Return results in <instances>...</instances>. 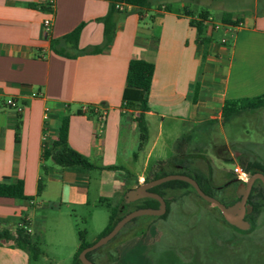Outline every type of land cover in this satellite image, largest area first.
I'll return each mask as SVG.
<instances>
[{
	"label": "crops",
	"instance_id": "obj_1",
	"mask_svg": "<svg viewBox=\"0 0 264 264\" xmlns=\"http://www.w3.org/2000/svg\"><path fill=\"white\" fill-rule=\"evenodd\" d=\"M49 1L50 11L27 6ZM151 7L150 25L141 28L146 13L140 18L129 8L115 16L113 41L102 52L68 58L49 48V38L62 37L84 23L78 48L100 45L103 26L96 20L106 14V0H0V97L15 98L24 107L20 115L0 107V183L22 181L24 194L32 198H0V219L9 226L26 221L33 232L30 211L39 206V180L40 195L51 187L55 198L47 202L68 209L90 203L91 183L96 186L97 203L117 199L127 186L143 183L153 165L172 157L175 142L183 135L193 134V144L200 147L220 131L225 100L264 94V0H255L252 15L238 17L236 25L224 29L220 41L206 24L205 48L189 24L197 16L187 14L184 5L182 12ZM46 18L52 20L48 39L43 32ZM131 59L154 64L145 112L148 140L136 157L135 112L121 106ZM87 107L101 116L78 113ZM63 117H68L67 142L73 150L99 165L123 166L133 176L127 181L121 170L59 169L51 160L42 162L43 149L55 140ZM230 156L239 166L242 158ZM41 165L46 173H41ZM0 264H28V255L4 244Z\"/></svg>",
	"mask_w": 264,
	"mask_h": 264
},
{
	"label": "rangeland",
	"instance_id": "obj_2",
	"mask_svg": "<svg viewBox=\"0 0 264 264\" xmlns=\"http://www.w3.org/2000/svg\"><path fill=\"white\" fill-rule=\"evenodd\" d=\"M151 2L153 7L170 6L176 12H182L184 5L194 17L205 10L208 16H211L210 22L207 23L211 26L215 23L220 24L221 15L224 13H229L232 21L238 17L248 19L252 15L255 0H151ZM153 16V10L148 11L146 17L140 20V27L150 25ZM213 32L214 39L220 41L224 29L220 28ZM250 113L245 112L224 122L220 131L218 129L210 138L201 142L200 148L204 146L203 151L194 153V166L211 176L214 187L221 186L226 181L227 175L232 173L235 164L230 154H236V158L264 163V112ZM168 171L191 174L183 169H168ZM95 187L93 183L90 184L92 196L90 203L80 208L68 209L58 202L51 200L47 202V199L55 198L56 190L51 187L47 188L46 194L37 197L39 206L31 210L30 214L33 233L39 236L36 243L41 255L31 264H72L80 243L79 232H83L86 242L92 243L97 239L108 224L109 210L105 203L95 201ZM105 192H107L106 189ZM172 194L169 193V195ZM179 194L180 192L173 195ZM220 196L226 197L223 191H220L217 198L220 199ZM196 207L204 209V202L189 192L182 206L186 214L181 216L179 222H173L171 227L167 228L164 226L162 229H150L145 237L132 236L139 229L134 224L102 246L95 253V263L183 264L176 257L165 254L161 255L162 262H160L158 259L161 256H157V253L168 246L173 245L179 248L189 245L192 247V254L187 261L189 264H264V208L256 215L253 228L243 230V233L229 228L220 233L231 241L234 240L231 243L225 242L223 247L220 241H218L220 245L212 244L213 234L204 228L209 222V217L204 216L200 219L191 211H195ZM150 217L153 216L137 218L140 224H143ZM159 223L165 222L159 220ZM112 257H115L114 261Z\"/></svg>",
	"mask_w": 264,
	"mask_h": 264
},
{
	"label": "trees",
	"instance_id": "obj_3",
	"mask_svg": "<svg viewBox=\"0 0 264 264\" xmlns=\"http://www.w3.org/2000/svg\"><path fill=\"white\" fill-rule=\"evenodd\" d=\"M108 2V10L103 17L98 18L96 21L100 22L103 26V39L100 45L87 47L84 49L78 48V39L81 33V30L84 26V23L77 26L71 32L63 35L59 38H49V48L60 56L75 58L78 55L84 54H96L102 52L107 46L111 44L115 34V16L119 13H126L125 11H120L117 8V5H127L133 8L138 14H145L151 10V0H106ZM27 6L30 8H37L41 11H50L52 9L50 3L46 5H36L33 3H29ZM166 10H170V6L164 7ZM187 14H191L190 11H186ZM153 18V17H152ZM239 19L232 21L231 15L229 13H224L221 15V23L223 25L234 26L237 24ZM210 21L208 13L203 10L200 11L197 15V20L190 19L189 24L195 28L197 33V38L199 44L206 47L208 44L209 38L205 36V28L206 24ZM154 73V64L148 61L139 60V59H131L127 66L126 78H125V87L122 92L121 97V106L123 109L132 110L135 112L134 122L136 123L139 139H138V147L136 152L134 153V157L143 150L147 140H148V129L145 121V112L149 111L148 107V94L151 87V82ZM196 92V90H195ZM196 94V93H195ZM196 101V95L193 98V102ZM264 108V94L251 98H240L235 100H225L223 106L221 108V118L222 122H228L231 119L239 116L242 113L255 111L258 109ZM79 114H86L89 117H100L101 115L95 111L92 107H87L85 111H78ZM67 133H68V117H63L60 126L57 131V135L55 140L51 143L50 147H45L41 154L42 162L47 160H51L54 165L60 168H77L80 167L82 169L88 171H116L121 170L125 179L128 181L133 175L131 172L123 167V166H103L92 162L86 156L78 153L73 150L67 142ZM193 134H186L180 137L175 142V153L172 157L167 159L166 161L157 162L153 165L148 175H146L144 182L158 179L160 177L169 175V174H184L193 178L200 189L207 195L216 197L215 189L211 185V176L206 175L197 169L194 166L195 159L194 156L196 152H200V147H196L193 144ZM196 142V141H195ZM200 142V141H197ZM239 166L243 168L245 171L250 174L255 173L256 171H260L264 175V163L258 161L248 162L246 160H239ZM168 169H183L185 171H189L191 174L187 172H174L168 171ZM47 168L44 165H41V173H46ZM138 186L137 181L135 182V187ZM261 187V190H259ZM258 186H254L252 189V195L250 199H256L257 196H261L264 191V187L261 183ZM43 188L42 180L38 181L37 185V196H40ZM131 189L127 186L125 191ZM151 192L160 195L165 203H166V213L162 216L150 217L145 223L140 224L138 218L132 219L128 222L118 233L120 234L126 228L136 224L139 229H137L132 236L145 237L147 233H149L150 229H162V227L166 226L171 227L173 222L180 220L181 216L184 213L182 210V206L184 205L185 197H187L189 192H192L199 200H202L194 191L191 185L186 182L173 180L167 181L160 185L154 186L150 189ZM180 192L179 195H173L175 193ZM125 193V192H124ZM124 193L117 199H111L110 201L107 199H103L100 202L105 203V206L109 210L108 224L97 237L98 240L100 237L109 233L114 225L126 214L134 211L136 209L141 208H152L156 209L159 206V202L152 198H143L131 203L126 204L124 202L123 196ZM169 193H173L169 195ZM0 198H14V199H22V200H32L31 197H27L24 194V187L22 181H16L10 184L0 183ZM264 199V197H263ZM224 205H230L232 201L225 202L220 200ZM251 207L253 208L252 213L248 216L247 219L250 221V228H253L255 224V217L264 207V202L260 203L256 200H251ZM196 215L200 217V219L205 216L209 217V222L205 225L209 231L213 234V245H220L218 241H220L222 246L226 243H231L233 241L227 236L221 235L220 233L225 232L229 228H233L238 233H243V231L228 225L224 219L222 218L219 211L214 214H210L204 209L197 208ZM218 215V216H217ZM159 220L164 221L165 223L160 224ZM27 222L22 221L20 224H16L14 227L9 226L6 221L0 219V246L7 244L11 247H15L25 251L28 255V264H31L32 261H36L41 255V251L37 246L36 241H38L39 236L34 234L32 231L28 232ZM196 226H194L195 228ZM117 234V235H118ZM116 235V236H117ZM116 236L114 238H116ZM131 236V237H132ZM176 237V235H175ZM113 238V239H114ZM177 238V237H176ZM112 239V240H113ZM79 246L77 248L76 253L73 257L72 264H81L79 261L78 255L79 253L92 243L86 242L84 240L83 232H79ZM110 242V241H109ZM224 247V246H223ZM101 248V247H100ZM96 249L90 251L86 254L87 259L96 264L95 262V253L100 249ZM192 247L183 246L179 248H175V246H168L165 249H161L158 251L157 256H174L176 259L182 261L183 264H189L187 261L190 259V254ZM205 250L203 249V252ZM162 256L158 260L162 259ZM114 261L115 257H112ZM145 259V258H144ZM162 262V261H160Z\"/></svg>",
	"mask_w": 264,
	"mask_h": 264
},
{
	"label": "water",
	"instance_id": "obj_4",
	"mask_svg": "<svg viewBox=\"0 0 264 264\" xmlns=\"http://www.w3.org/2000/svg\"><path fill=\"white\" fill-rule=\"evenodd\" d=\"M259 179L262 184L264 185V175L260 172H257L248 179L245 184L240 185L239 193L241 198L238 202L226 206L221 203L216 198L205 194L197 184V182L189 177L188 175L184 174H169L163 177H160L155 180L147 181L144 183L139 184L135 188L128 189L123 196L124 202L126 204L131 203L133 201L143 199V198H152L159 202V207L156 209L152 208H141L131 211L130 213L124 215L112 228V230L107 233L106 235L100 237L94 243L89 245L88 247L84 248L78 255L79 261L81 264H94L89 259H87L86 254L90 251L96 250L105 244H107L110 240H112L120 231L121 229L132 219L140 217V216H162L166 212V203L164 199L150 191V189L154 186L160 185L167 181H183L188 183L192 186L195 190L197 195L205 201V209L209 213H215L217 211L223 216L224 220L236 227L239 230H246L250 227V223L244 219L245 215L250 213L252 208L249 205H246L247 195L252 187V184L255 180Z\"/></svg>",
	"mask_w": 264,
	"mask_h": 264
},
{
	"label": "flooded vegetation",
	"instance_id": "obj_5",
	"mask_svg": "<svg viewBox=\"0 0 264 264\" xmlns=\"http://www.w3.org/2000/svg\"><path fill=\"white\" fill-rule=\"evenodd\" d=\"M240 160H245V159H240ZM246 161H248V162H251L250 160H246ZM252 161H254V160H252ZM240 167V166H239ZM243 169V168H242ZM244 170V169H243ZM245 171V170H244ZM246 172V174H247V178H246V180L245 181H242V180H240L239 179V177L236 175V174H234L233 173V169H232V173L230 174V175H227V178H226V181L221 185V186H218V187H214L213 185H212V181H211V185H212V187L215 189V193H216V197H214V198H216L217 200H223V201H225V202H229V201H232V203L230 204V205H232V204H234V203H236V202H238L239 200H240V198H241V195H240V193L238 192L239 191V188H240V185H242V184H245L247 181H248V179L251 177V175H253V174H255V173H257V172H260V171H256L255 173H253V174H250L249 172H247V171H245ZM261 173V172H260ZM144 183V182H143ZM259 183H261L262 184V182L259 180V179H257V180H255L254 182H253V184H252V187H251V189H250V191H249V193H248V195H247V199H246V205H249L250 207H251V205H250V201L251 200H256L257 202H260V203H263L264 202V199H263V197H264V191H262V195L260 196H257L256 197V199H250V197H251V195H252V189H253V187L256 185V186H258L259 187ZM263 185V184H262ZM137 187V186H136ZM263 187H264V185H263ZM259 190H261V187H259ZM195 191V190H194ZM220 191L222 192H224V194H225V198L224 197H221L220 199H218L217 198V196H219L220 195ZM197 194V193H196ZM202 199V198H201ZM202 202H204V210L205 211H207L206 209H205V201L202 199L201 200ZM221 202V201H220ZM227 206H229V205H227ZM159 207V206H158ZM197 208L198 207H196V210H197ZM252 208V207H251ZM264 208V207H263ZM262 208V209H263ZM261 209V210H262ZM166 210H167V208H166ZM196 210L194 211V210H191V211H193L194 212V214L196 215ZM252 211H253V208H252V210H251V212L250 213H248V214H246L245 215V217H244V219L245 220H247L249 223H250V221H249V219H247L248 218V216L252 213ZM208 212V211H207ZM166 213V212H165ZM185 214H186V212H184ZM188 213V212H187ZM209 213V212H208ZM220 213V212H219ZM210 214H214V213H210ZM164 215V214H163ZM222 216V215H221ZM159 217V216H158ZM222 218H223V216H222ZM224 219V218H223ZM225 221V220H224ZM226 222V221H225ZM227 223V222H226ZM228 224V223H227ZM228 225H230V224H228ZM251 225V224H250ZM230 226H232V225H230ZM234 227V226H233ZM251 227V226H250ZM249 227V228H250ZM236 228V227H235ZM248 228V229H249ZM247 230V229H246ZM241 231H243V230H241Z\"/></svg>",
	"mask_w": 264,
	"mask_h": 264
},
{
	"label": "built area",
	"instance_id": "obj_6",
	"mask_svg": "<svg viewBox=\"0 0 264 264\" xmlns=\"http://www.w3.org/2000/svg\"><path fill=\"white\" fill-rule=\"evenodd\" d=\"M51 7H52V1H49ZM118 10L120 11H125L129 8H131L130 6L127 5H117ZM140 18H142L144 16V14H138ZM211 20V19H210ZM210 22V21H209ZM208 22V23H209ZM51 28H52V20L51 18H46L43 20V32H44V36L45 39H48L50 34H51ZM220 28L225 29L226 31H229L232 27L229 25H223V24H211V29L212 30H218ZM222 42L224 43L225 40L222 39ZM32 96H36V94H32ZM0 107H4L6 109L12 110L14 111L17 115H20L23 110L24 107L23 105L15 98L12 97H8V98H3L0 97ZM233 173L236 174L240 180L245 181L247 178V174L246 172L239 166H235L233 168ZM27 229L28 232H31V229L29 227H25Z\"/></svg>",
	"mask_w": 264,
	"mask_h": 264
}]
</instances>
